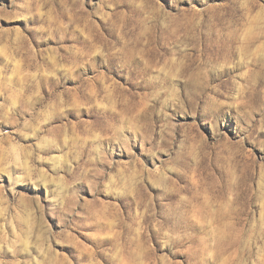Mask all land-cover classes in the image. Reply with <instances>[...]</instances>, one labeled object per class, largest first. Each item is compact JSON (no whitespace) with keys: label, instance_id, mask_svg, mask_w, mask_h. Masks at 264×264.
Segmentation results:
<instances>
[{"label":"rangeland","instance_id":"1","mask_svg":"<svg viewBox=\"0 0 264 264\" xmlns=\"http://www.w3.org/2000/svg\"><path fill=\"white\" fill-rule=\"evenodd\" d=\"M0 264H264V0H0Z\"/></svg>","mask_w":264,"mask_h":264}]
</instances>
